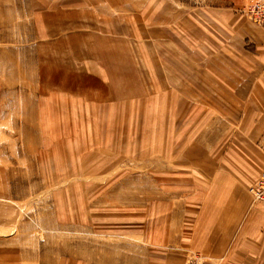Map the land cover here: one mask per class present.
Listing matches in <instances>:
<instances>
[{
  "label": "rangeland",
  "instance_id": "1",
  "mask_svg": "<svg viewBox=\"0 0 264 264\" xmlns=\"http://www.w3.org/2000/svg\"><path fill=\"white\" fill-rule=\"evenodd\" d=\"M107 1L0 0V264H96L132 245L145 256L146 222L161 228L183 200L163 191H212L210 125L220 146L235 116L208 73L252 53L231 21L264 29L245 10L264 1ZM110 31V75L97 82L104 53L89 58L81 43L79 61L71 36L102 45ZM55 63L39 90L35 71Z\"/></svg>",
  "mask_w": 264,
  "mask_h": 264
},
{
  "label": "crops",
  "instance_id": "2",
  "mask_svg": "<svg viewBox=\"0 0 264 264\" xmlns=\"http://www.w3.org/2000/svg\"><path fill=\"white\" fill-rule=\"evenodd\" d=\"M112 1L107 2L114 5ZM93 3L96 5L98 1ZM231 25L235 38L247 42L254 52L243 55L242 61H227L225 67L218 63L210 66L208 74L216 88L219 82L226 85V91L221 92L227 100V115L235 116L231 124L225 123V143L221 140L220 146L218 126L210 125L208 139L210 147H215V150L211 149L204 164L209 165L205 172L212 181V191H163L162 194L168 198L183 200L177 201L178 209L167 213V221L161 228H154L151 222H146L145 256L137 255L136 247L134 253L132 245L129 254L117 258L113 254L112 260L99 253L96 264H117V261L124 264H186L193 254H199L206 264H264V209L252 202L245 187L247 184L248 188L251 186L264 166V29L253 26L241 17L232 19ZM115 34L116 31H110L102 45L96 42L100 38L91 36L87 41L79 33L71 36L73 53L79 61L84 55V51L79 49L81 43H86L89 58H99L104 53L105 60H100H104L102 63L106 68L86 65L89 70L93 66L98 68L91 73L99 77L92 80L106 82V77H109L110 71L105 64L112 60L108 59L103 48L115 45L109 38ZM56 61L59 62V58ZM54 66L56 63L48 71L41 69L42 74H39V69L35 71L33 83L39 85V90L41 78L44 90L55 83ZM65 66L66 72L69 71L70 66ZM80 88L66 85L61 89L66 90L67 94H81L83 99H100L99 94H92L86 86ZM63 99L69 100L65 95ZM107 162L111 163L110 160ZM102 166L105 168L106 163H102ZM167 202L173 204L171 199ZM161 204L165 205V201H161ZM168 206L171 208V205ZM131 222L129 224L133 225ZM162 246L164 249L154 248ZM85 260L92 263L87 256Z\"/></svg>",
  "mask_w": 264,
  "mask_h": 264
},
{
  "label": "built area",
  "instance_id": "3",
  "mask_svg": "<svg viewBox=\"0 0 264 264\" xmlns=\"http://www.w3.org/2000/svg\"><path fill=\"white\" fill-rule=\"evenodd\" d=\"M246 15L253 24L264 28V3L251 4L246 9ZM248 192L251 195L252 202L264 209V166L259 177L248 188ZM186 264L206 263L200 255L193 254L190 256Z\"/></svg>",
  "mask_w": 264,
  "mask_h": 264
},
{
  "label": "bare ground",
  "instance_id": "4",
  "mask_svg": "<svg viewBox=\"0 0 264 264\" xmlns=\"http://www.w3.org/2000/svg\"><path fill=\"white\" fill-rule=\"evenodd\" d=\"M246 10V9H245ZM245 12V11H244ZM261 174V173H260Z\"/></svg>",
  "mask_w": 264,
  "mask_h": 264
}]
</instances>
